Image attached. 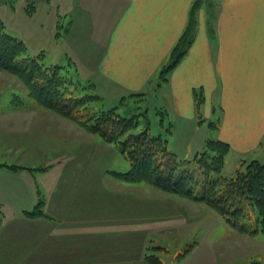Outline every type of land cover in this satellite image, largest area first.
<instances>
[{
	"label": "crops",
	"instance_id": "1",
	"mask_svg": "<svg viewBox=\"0 0 264 264\" xmlns=\"http://www.w3.org/2000/svg\"><path fill=\"white\" fill-rule=\"evenodd\" d=\"M29 1L36 3V8L53 9L49 6L50 0ZM195 1L55 0V8L62 5L64 16L67 13L70 16L63 39L56 44L59 51H53L51 58L55 62H73L78 78L91 82L104 100L111 98L116 102L127 94L142 92L151 108L156 96L155 106L163 108L173 124L169 142L179 129L183 133L176 138L182 143L201 146L210 138L229 145L224 163L233 160L234 168L243 160L264 162V0H215L218 9L212 31L209 33L205 24L198 22L186 54L168 73L167 82L156 87L158 72L184 32ZM197 95L201 99L198 111ZM15 113L13 123L16 127L21 124L20 132H14L13 136L4 133L2 139L14 140L12 143L20 147L19 156L25 154L26 160H33L32 163L41 154L34 146L32 149L27 145H35L40 138L41 141L52 139L56 144L75 140L72 125L60 122L51 112L31 107ZM198 119L205 123L199 125ZM41 120L59 125L56 128L50 125L45 131L37 126ZM215 121L216 129L209 136L207 124ZM9 174L25 175L21 176L24 179L30 176L26 171ZM0 180L6 184L7 173L3 170H0ZM33 186L30 183L31 195L35 193ZM71 194H64L59 214L49 211L55 221L61 220L63 228L61 233H55V226H51L52 238L47 251L51 256L55 249L51 242L58 239L62 240L59 248H63V254L77 260L83 256L95 258L97 209L67 205L66 198ZM48 201L50 206L56 202L52 197ZM4 203L5 199L0 196V205ZM88 218L96 220L89 226L86 224L80 234L78 226ZM46 223L48 230L53 221ZM80 238L86 242H74ZM99 247L106 249L103 244Z\"/></svg>",
	"mask_w": 264,
	"mask_h": 264
},
{
	"label": "rangeland",
	"instance_id": "2",
	"mask_svg": "<svg viewBox=\"0 0 264 264\" xmlns=\"http://www.w3.org/2000/svg\"><path fill=\"white\" fill-rule=\"evenodd\" d=\"M198 1V7L195 12L193 10L195 31L199 22L205 24L210 33L218 6L215 0ZM56 5L55 0H50L49 6L53 9L47 7L42 10L36 8V3L29 0H0V20L5 26V32L23 42L30 56H37L43 52L47 64L66 66L70 61L55 62L50 55L55 50L59 51L57 45L63 39L70 16L69 13L64 16L63 6L55 8ZM188 24L189 18L187 26ZM24 93V87L16 78L0 72V170L7 173L6 184L0 180L2 193L0 196L5 199V203L0 205L2 217L0 230L4 228L2 233L0 232V251L3 250L0 252V260L4 262L3 264H47L49 260V264H147L144 257L148 254L146 248L149 244L159 248L155 253L161 264H239L246 260L264 262L263 237H241L230 232L223 220L206 206L160 193L150 187L115 182L108 173L126 172L128 169V163L115 147L103 143L98 137L79 129L76 124L42 107L29 103L20 109L10 105L13 95L25 96ZM129 95L123 96L124 104L118 108V112L125 117L144 111L148 104L147 97L130 98ZM119 100L113 102L111 98L103 99V105L95 104L94 107L110 109L116 107ZM157 102L158 99L154 96L151 108L147 105L146 115L150 122V133L164 135L167 150L178 160L192 161L193 157L201 152L204 144L200 146L179 142L176 137L183 133L179 129L175 131L176 137L169 142L174 132L173 124L167 112L155 106ZM154 106L155 108H152ZM31 107L39 108L42 112H51L60 122H68L73 127L71 130L75 133V140L71 143L62 141L56 144L52 139L41 141L40 138L35 145L34 143L27 145L37 148L38 154H41L38 161L32 163L33 160H26V155L21 154L25 161H31L29 162L31 164H28L19 156L20 147L12 143L13 138L11 137L13 141L8 142L2 137L4 133L13 136L14 132H20L18 128L21 124H17L16 127L13 123L17 116L15 111L28 110ZM156 112H164L165 115ZM161 118L163 127L159 125ZM199 121L200 124L205 123L198 119L197 122ZM50 125L56 128L59 124L41 120L37 126L45 130L51 128ZM168 126L170 132L166 133L164 128ZM141 128L142 125L139 129ZM28 129L29 127L26 128ZM209 129L210 136L216 128ZM54 136L59 137L55 134ZM249 162L251 161H240L234 168L235 161L228 160L223 165L221 175L226 178L232 177L242 163ZM7 166L17 169H10ZM190 169L197 172L193 162L189 165ZM22 171L28 172L30 176L24 179L21 176L25 175L9 174ZM30 183L34 185L35 193L32 195ZM13 188L19 191L14 192ZM37 192L40 198H44V211L50 218L52 212H55V215L60 213L63 196L69 192L72 194L66 198L67 205L73 208L84 206L97 209L95 258L83 256L80 257L83 259L77 260L74 256L63 254V248H59L62 240L58 239L51 242L55 249L49 256L47 245L52 238L51 226H55V233H61L63 226L61 220L55 221L52 218L53 224L48 225L50 227L46 230L45 224L51 220H44L45 223L41 224L39 221L35 223L23 218V211H31L35 206L39 197ZM51 197L57 203L51 202L50 206L47 200ZM32 200L33 203H30ZM93 220L96 218H88L83 225L78 226L79 233L82 234L83 227L87 226L86 224L89 226ZM86 241H89V236H86ZM86 241L81 238L74 240L83 244ZM194 243L197 245L191 253L177 261L183 250ZM101 244L106 249L104 247L100 249Z\"/></svg>",
	"mask_w": 264,
	"mask_h": 264
},
{
	"label": "trees",
	"instance_id": "3",
	"mask_svg": "<svg viewBox=\"0 0 264 264\" xmlns=\"http://www.w3.org/2000/svg\"><path fill=\"white\" fill-rule=\"evenodd\" d=\"M197 1L191 7L188 26L158 72L156 87L167 82L168 73L184 57L192 42L195 34L193 10L195 12L198 7ZM45 60L43 52L30 56L23 42L5 32L0 20V72L16 78L25 89V96L13 95L11 106L21 109L31 103L42 107L115 147L128 163L126 172L108 173L115 182L150 187L172 197L202 204L215 212L230 232L241 237L264 238V162L242 163L232 177L226 178L221 175V170L230 151L229 145L211 139L204 142L201 152L192 161H180L167 150L164 135L150 133L147 105L144 111L128 117L118 112L119 106L124 104V97L120 98L116 107L96 109L94 105H103V98L97 94L91 82H81L73 62L64 66L47 64ZM129 96L142 98L146 94L132 93ZM196 97L198 111L201 99L198 95ZM157 113L165 115L164 112ZM159 125L163 127L162 118ZM207 125L216 128V121ZM164 131L169 133V126ZM192 162L197 172L189 170ZM44 202L39 195L33 209L23 211V218L34 222L51 220L44 211ZM194 245L183 250L177 261L190 254L197 244ZM157 249L149 244L145 263H160L156 258ZM239 264L264 262L246 260Z\"/></svg>",
	"mask_w": 264,
	"mask_h": 264
}]
</instances>
